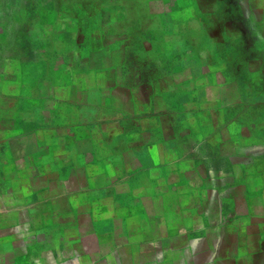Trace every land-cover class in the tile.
I'll return each instance as SVG.
<instances>
[{"label": "crops", "instance_id": "obj_1", "mask_svg": "<svg viewBox=\"0 0 264 264\" xmlns=\"http://www.w3.org/2000/svg\"><path fill=\"white\" fill-rule=\"evenodd\" d=\"M149 3L92 0L103 25L87 56L73 34L53 36L65 51L49 40L23 51L16 25L0 22V264H264L259 228L211 223L192 195L179 207L113 196V180L98 178L124 134L112 131L127 86L120 53ZM55 11L81 20L79 5Z\"/></svg>", "mask_w": 264, "mask_h": 264}, {"label": "rangeland", "instance_id": "obj_2", "mask_svg": "<svg viewBox=\"0 0 264 264\" xmlns=\"http://www.w3.org/2000/svg\"><path fill=\"white\" fill-rule=\"evenodd\" d=\"M147 1L120 53L127 86L112 131L124 134L98 178L113 180V196L159 195L161 207L195 196L211 223L264 236V0ZM73 4L80 22L55 11ZM96 18L92 0H0L1 24L30 53L47 40L65 51L53 36L73 34L87 56Z\"/></svg>", "mask_w": 264, "mask_h": 264}]
</instances>
